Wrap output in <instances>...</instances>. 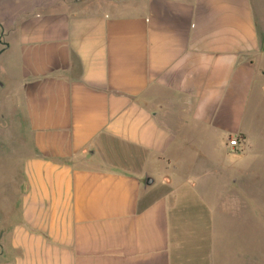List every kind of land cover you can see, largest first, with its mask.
<instances>
[{
	"label": "crops",
	"instance_id": "1",
	"mask_svg": "<svg viewBox=\"0 0 264 264\" xmlns=\"http://www.w3.org/2000/svg\"><path fill=\"white\" fill-rule=\"evenodd\" d=\"M263 118L264 0H0V264H222Z\"/></svg>",
	"mask_w": 264,
	"mask_h": 264
},
{
	"label": "rangeland",
	"instance_id": "2",
	"mask_svg": "<svg viewBox=\"0 0 264 264\" xmlns=\"http://www.w3.org/2000/svg\"><path fill=\"white\" fill-rule=\"evenodd\" d=\"M258 142L251 144L247 157L242 156V164L256 159L258 148H264V138ZM261 165L252 172V186L242 190L241 218L232 216L231 223L226 221L225 247L218 250L222 264H264V162ZM6 173L3 181L9 180L11 172Z\"/></svg>",
	"mask_w": 264,
	"mask_h": 264
},
{
	"label": "built area",
	"instance_id": "3",
	"mask_svg": "<svg viewBox=\"0 0 264 264\" xmlns=\"http://www.w3.org/2000/svg\"><path fill=\"white\" fill-rule=\"evenodd\" d=\"M229 144H230L231 146H233V147L238 146V145H239L238 139H237V138H234V139L231 138V139L229 140Z\"/></svg>",
	"mask_w": 264,
	"mask_h": 264
},
{
	"label": "water",
	"instance_id": "4",
	"mask_svg": "<svg viewBox=\"0 0 264 264\" xmlns=\"http://www.w3.org/2000/svg\"><path fill=\"white\" fill-rule=\"evenodd\" d=\"M152 181H153V180H152L151 178H149L148 184H151Z\"/></svg>",
	"mask_w": 264,
	"mask_h": 264
}]
</instances>
